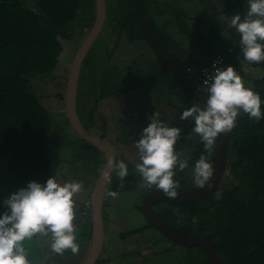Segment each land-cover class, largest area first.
Segmentation results:
<instances>
[{
	"label": "trees",
	"instance_id": "1",
	"mask_svg": "<svg viewBox=\"0 0 264 264\" xmlns=\"http://www.w3.org/2000/svg\"><path fill=\"white\" fill-rule=\"evenodd\" d=\"M34 1L36 9L28 7L24 0H0V214L6 211L3 201L27 181L45 183L51 175L57 179L61 172L62 145L56 139L60 123L69 124L66 109H61L63 119L59 122L44 105L37 89L41 83L52 84L57 90L56 98L65 100V76H55L62 60L67 58L63 41L71 39L74 30L79 39H84L95 20V0ZM248 7L249 0H232L224 11L215 7L217 14L214 17L195 18L181 9L169 10V3L163 2L152 16L148 0L147 14L163 53L185 70L188 65L201 66L219 53L232 60L228 49L240 50V34L231 25L223 26L217 18L224 12L240 13L243 18ZM81 16L83 23L79 24ZM108 18L115 23L118 35L113 34L118 42L123 36L129 43L146 42L153 54L142 23L140 0H116L114 10H107ZM212 20L226 29L224 33L211 28ZM194 22L197 27L193 26ZM115 46L107 57L109 65L104 70H100L99 58L92 52L84 63L78 112L81 116L84 114L86 120L83 118V123L87 128L94 126L101 101L125 95L132 87L127 84L131 80V68L122 69L111 63L117 50ZM155 62L141 72L144 79L140 83L144 86L139 87L143 93L181 114L193 105L205 107L156 58ZM243 63L263 71L260 77L254 76L252 71L244 74L241 69L238 71L247 87L260 95L262 117L257 122L241 113L231 131L226 166L220 181L221 184L228 174L233 178L231 185L222 187L219 184L211 195L198 202L180 203L159 196L153 199L152 206L157 216L169 226L162 215L174 222L176 227H171L176 231L212 241L223 264H264V61L251 63L244 60ZM195 83L200 87L197 81ZM175 126L180 127L172 123L171 127ZM193 127L194 121L180 127L182 135L175 145L180 159H187L189 164L188 169L175 172L174 179L182 188H186L182 185L186 181H193L191 169L200 155H207L199 135L192 131ZM218 140L219 137L216 142ZM91 149L94 167L100 173L105 156L98 149ZM216 150L217 144L209 157L212 166ZM119 161L127 164L128 175L121 182L113 171L105 194L108 200L112 199L107 195L109 191L124 195L134 191L141 179L135 169L136 162L124 156L117 158L116 162ZM134 209L142 212L141 205ZM74 223L77 230L82 226L79 234L82 252V249L89 248L92 236L91 210L85 202L76 208ZM148 229L155 228L147 223L145 227L123 232L121 238L127 239L129 235ZM189 250L185 264H213L201 247ZM70 257H73L72 253ZM107 261V257H100L96 264H106Z\"/></svg>",
	"mask_w": 264,
	"mask_h": 264
},
{
	"label": "rangeland",
	"instance_id": "2",
	"mask_svg": "<svg viewBox=\"0 0 264 264\" xmlns=\"http://www.w3.org/2000/svg\"><path fill=\"white\" fill-rule=\"evenodd\" d=\"M24 2L28 7L36 9L34 0H24ZM106 2L107 10L109 8L111 11L114 10L116 0H106ZM163 2L169 3V10L181 9L190 16L200 18L214 17V15L217 14L215 7L219 11H224L232 0H149V10L151 15L153 14L152 16H155L156 10H158L159 5ZM232 16L233 15L224 12V14L219 15V17L217 15V19L220 20L223 26H228L231 25ZM82 18L83 16L80 17L79 24L83 23ZM107 24L108 27L118 35L115 23L109 21L108 18ZM217 24V22L212 20L211 25L213 27L211 28H214L219 33H224L226 29L220 28ZM193 26L197 27V23L194 22ZM82 41L83 39H79V35L75 30L72 32L71 39L63 41L67 48V58L62 60L59 71L55 73V76H65L63 81L66 82V85L72 60ZM116 43H118V46H115ZM114 46L117 47V50L111 59V63H113V65H118L122 69H126L127 66L131 68V80L128 81L127 84L131 85L134 91L129 93L130 98L119 96L113 97V100H111V98L105 101L103 100L96 113L95 124L90 128V131L98 137L104 136L107 141L116 147L121 144V146L117 148V154L129 158L132 162H138V152L134 147L133 141L140 138L143 128L140 129L138 125L134 127L130 125V123L128 124L126 122L127 120L119 115V111L123 106L125 107V115L143 124L144 128L151 122L150 117L155 112L160 114L159 119L166 126L171 127L172 123L180 127L188 126L191 121L180 120L181 113H177L171 107H166L165 105L159 106L153 99L146 97V95L139 91L141 89L139 86H144V83L143 85L140 83V81L144 79L141 72H145L150 65L156 64L155 57L151 53L146 42L129 43L124 36L121 38L120 42H118L117 37L105 28L93 45L91 51L99 58L98 66L100 70H104L106 66L109 65L107 57ZM240 69L241 74L252 71L254 76L260 77L263 75V71L260 68L249 67L247 63L241 64ZM241 77L244 80V77ZM244 82L245 86H247V82L245 80ZM51 85L41 83V87H38L37 91L39 90L38 92L44 105L52 111L55 118L61 122L63 117L60 111L65 108V100L60 101L56 98L57 90ZM64 93L66 96V88ZM115 121L118 124H116ZM63 122H65V120H63ZM105 122H109V125ZM60 124V129L58 130L59 137L56 140L62 145L61 156L63 162L60 166L61 172H59L57 180L61 183L71 181L82 182L83 191L75 197L77 208L79 204L84 203L86 198H89L90 194H92L91 191L93 192L99 172L97 168L94 167V156L92 155L94 152L91 149L92 146L86 141H83L73 130L70 123L62 124L61 122ZM216 144L218 145V142H216ZM232 180L233 178L226 174L220 185L222 187H229ZM141 183L142 177L138 181L134 191L109 200L112 207L108 208L106 212L110 222L106 224V234L100 257H107L108 261L106 264H118L119 261L117 262V260H121L126 264L129 262L133 264V260L141 256L142 253L143 257L136 259L140 263L185 264V259L191 250L176 244L157 229H149L143 234L130 235L127 239L120 238V234L123 232L147 225V220L143 216V213L134 209L136 206L142 205L143 199L141 194L149 189L147 187H140ZM182 185L186 187L185 189L189 190L197 188L193 181L190 180ZM161 211L162 209H160L159 213ZM162 217L166 219L171 226H175L174 222L169 217H165L164 215H162ZM80 225H83V223H80ZM81 228L82 226H80L79 229L81 230ZM80 230H77V242L79 245H81ZM50 245V235L48 237L38 235L32 242H26V247L29 249V259L32 264H81L85 259L83 256L85 255L84 257H86L89 250V248H87L84 253L79 251V254H73L71 258L70 250L66 251L61 256L53 253ZM136 245L139 247L138 251L134 250L136 249Z\"/></svg>",
	"mask_w": 264,
	"mask_h": 264
},
{
	"label": "clouds",
	"instance_id": "3",
	"mask_svg": "<svg viewBox=\"0 0 264 264\" xmlns=\"http://www.w3.org/2000/svg\"><path fill=\"white\" fill-rule=\"evenodd\" d=\"M231 26L240 34L243 57L251 63L264 61V0H249V7L242 18L237 13L231 18ZM213 64V73L204 79L207 88L205 107L193 105L183 110L180 120L194 121L192 131L199 135L207 155L201 154L191 169L193 183L203 188L213 175L209 162L216 140L222 134L236 127L241 113L248 114L257 122L262 117L261 97L245 82L232 65L218 67ZM155 112L150 123L143 128L138 140H134L139 161L136 171L142 177L140 187L162 190L169 198L178 196L179 182L174 179L176 170L188 169L187 159H180L175 149L181 138L180 127L166 126ZM112 170L123 182L128 175L124 161L109 159ZM105 175H110L105 173ZM123 187V183H121ZM83 191L82 182L61 183L50 176L45 183L27 181L3 201L6 211L0 214V264H32L26 242H32L38 235L51 237L53 253L63 255L70 250L79 254L77 242L75 197ZM109 197L118 198L119 193L109 191Z\"/></svg>",
	"mask_w": 264,
	"mask_h": 264
},
{
	"label": "water",
	"instance_id": "4",
	"mask_svg": "<svg viewBox=\"0 0 264 264\" xmlns=\"http://www.w3.org/2000/svg\"><path fill=\"white\" fill-rule=\"evenodd\" d=\"M147 1L148 0H140V12L145 35L155 58L160 61L161 64L178 80H180V82L200 103L205 105L207 96L206 90L198 87L195 81L189 75H187L182 68L174 64L161 50L149 22L147 14ZM106 20V0H95L94 23L86 37L83 39L72 60L66 85L65 109L67 119L71 127L83 140L89 143L92 147L101 151L105 156V164L98 175L91 196V243L88 253L81 264H96L97 260L100 258L105 238L103 203L105 192L110 183L111 175L114 171L109 164V159H114L115 161L117 159L114 146L106 139L94 135L89 129H87L78 112V91L81 72L84 63L93 48V45L103 32V29L106 25ZM231 131L227 134H222L219 137L215 163L213 165V175L210 177L205 186L203 188L191 190L180 187L178 189V196L176 198L170 199L180 203L198 202L211 195L217 189L226 166ZM106 172L110 175L106 176ZM159 196L166 195L162 192V190L153 187L146 194L143 200L142 211L148 223L164 234L167 238L179 245H182L188 249L196 246L201 247L210 257L213 264H223L212 241L199 235L180 233L164 222L159 216H157L153 209L152 201Z\"/></svg>",
	"mask_w": 264,
	"mask_h": 264
},
{
	"label": "built area",
	"instance_id": "5",
	"mask_svg": "<svg viewBox=\"0 0 264 264\" xmlns=\"http://www.w3.org/2000/svg\"><path fill=\"white\" fill-rule=\"evenodd\" d=\"M229 54L232 56V60L228 59L225 55L219 53L212 57L207 63L201 66H192L188 65L184 70L187 75H189L194 81H197L200 84V88L207 90V88L203 85L204 79L210 77L213 73V64L217 60L221 61L222 64L218 65V67H226L228 65H232L236 71L238 72L240 69V65L244 62L243 52L241 50L236 49L235 47H230L228 49ZM87 208L91 209V201L86 202Z\"/></svg>",
	"mask_w": 264,
	"mask_h": 264
},
{
	"label": "flooded vegetation",
	"instance_id": "6",
	"mask_svg": "<svg viewBox=\"0 0 264 264\" xmlns=\"http://www.w3.org/2000/svg\"><path fill=\"white\" fill-rule=\"evenodd\" d=\"M108 20V19H107ZM107 20H106V25H105V27H104V29L106 28L107 29V31H109V32H111V33H114V31L113 30H111V28H109L108 27V24H107ZM104 29H103V31H104ZM115 34V33H114ZM116 35V34H115ZM83 70H84V66H83V69H82V72H81V76H80V82H79V91H78V96H79V94H80V92H81V77H82V73H83ZM131 91H134L132 88H130V90L128 91V93H126L125 95H116V96H113V97H121V96H125V97H128V98H130V96H129V93L131 92ZM142 94H144V95H146L145 93H143L141 90H139ZM113 97H110L111 98V100H113L112 98ZM146 97H149L148 95H146ZM110 98H107V99H110ZM151 98V97H150ZM107 99H105V100H107ZM152 99V98H151ZM104 100V101H105ZM127 100H129V99H127ZM154 101V100H153ZM102 102V101H101ZM155 102V101H154ZM158 104V103H157ZM159 106H161V105H163V104H158ZM99 107H100V104H99ZM98 110H99V108H98ZM124 111H125V107L123 106V108H121L120 109V111H119V115L120 116H122L123 118H125V120H127L126 122L129 124L130 123V125H132V126H134V127H137V125L139 126V128L140 129H142V128H144V125L143 124H140V123H138L137 121H135V120H133V119H131L130 117H128V116H126L125 115V113H124ZM80 118H81V120H82V122H84V119L83 118H85V116H84V114L81 116L80 115ZM85 120H86V118H85ZM123 120V119H122ZM116 122V121H115ZM105 123H107V125H109V122H105ZM105 123H103V124H105ZM116 124H118L117 122H116ZM115 124V125H116ZM85 125V124H84ZM87 129H89L90 130V128H87ZM135 129H137V128H135ZM102 135V134H101ZM103 137V139H105V137L104 136H100V138H102ZM118 142H119V138H118ZM113 145V144H112ZM114 146V145H113ZM119 146H121V144L119 145ZM118 146V147H119ZM118 147H116V146H114V149H115V152H116V156H117V158H119V157H121V156H119L118 154H117V148ZM126 151H127V149H126ZM130 156V155H129ZM125 157V156H124ZM127 158V157H126ZM129 159V158H128ZM117 160V159H116ZM130 160V159H129ZM155 187V186H154ZM152 189V188H151ZM151 189H148L147 191H145V193H143V194H141L142 196V199L144 200V198H145V196H146V194L151 190ZM105 194H106V192H105ZM113 199V198H112ZM141 206H143V201H142V205ZM110 207H112L111 205H110V203H109V200H108V197L105 195V197H104V203H103V218H104V215L106 216L105 218H106V220L107 221H105V219H104V227H105V230H104V232H105V234H106V224H109V222H110V220H109V216L107 215V212H106V210L108 209V208H110ZM142 213H143V211H142ZM143 216H144V214H143ZM125 218H127V217H125ZM148 223V222H147ZM146 225H144V226H142V227H145ZM149 230V229H148ZM129 231V230H128ZM147 230H145V231H143L142 233H137V234H143V233H145ZM134 235H136V234H134ZM130 236V235H129ZM132 236V235H131ZM120 238H121V234H120ZM105 239V238H104ZM135 248L136 249H134V250H137L138 251V249H139V247L136 245L135 246ZM140 257H143V255H142V253H141V256ZM139 257V258H140ZM119 261V263L118 264H126L125 262H122L121 260H117V262ZM133 263L134 264H145L144 262H142V263H140V262H138V260H136V258H135V260H133ZM127 264H130V262L129 263H127Z\"/></svg>",
	"mask_w": 264,
	"mask_h": 264
},
{
	"label": "crops",
	"instance_id": "7",
	"mask_svg": "<svg viewBox=\"0 0 264 264\" xmlns=\"http://www.w3.org/2000/svg\"><path fill=\"white\" fill-rule=\"evenodd\" d=\"M88 200H89V198L87 197L86 200H85V203H86ZM89 247H90V246H89ZM84 252H86V250H85V249H82V253H84ZM85 254H86V253H85ZM84 256H85V255H84ZM84 256H83V258H85ZM83 258H82V259H83Z\"/></svg>",
	"mask_w": 264,
	"mask_h": 264
}]
</instances>
